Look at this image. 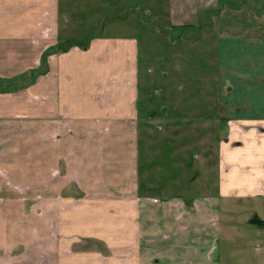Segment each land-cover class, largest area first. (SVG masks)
I'll return each mask as SVG.
<instances>
[{
	"label": "crops",
	"instance_id": "1",
	"mask_svg": "<svg viewBox=\"0 0 264 264\" xmlns=\"http://www.w3.org/2000/svg\"><path fill=\"white\" fill-rule=\"evenodd\" d=\"M145 1L156 25L167 21L204 54L211 75H230V104L214 107L226 137L240 124L263 127L246 128L234 147L220 141L213 190L264 197V36L239 44L264 15L239 23L243 15H226L230 0ZM140 2L119 0L117 10L140 15ZM108 16L126 27L128 16ZM98 17L61 11L60 0H0V264H221L217 195L155 193L141 179L138 41L84 39L106 29ZM226 35L232 46L217 51Z\"/></svg>",
	"mask_w": 264,
	"mask_h": 264
},
{
	"label": "rangeland",
	"instance_id": "2",
	"mask_svg": "<svg viewBox=\"0 0 264 264\" xmlns=\"http://www.w3.org/2000/svg\"><path fill=\"white\" fill-rule=\"evenodd\" d=\"M230 1V5L221 2V8L227 5L229 14L226 15H243L237 19L239 23H247L246 17L264 15V0ZM75 2L81 5L79 11L74 7ZM110 2L93 4L91 0H60V10L83 17L99 15L96 21L106 29H86L84 39L91 37L89 33L107 32V35H130L138 41L137 108L142 181L150 176L156 185L155 193L165 188L176 195L186 193L188 188L193 194L208 191L217 195L221 230L215 250L220 263L264 264V227L252 223L255 217L264 221V197L220 195L217 189L213 190L220 174V141L228 135L226 120L214 107L219 101L222 107L230 104L229 94L224 93L230 75H211L210 65L201 61L204 54L189 48L187 37H180V30L169 31L167 21H156L159 26L156 25L153 22L155 15L146 13L150 2L135 3L134 9L139 10L140 15L129 16L121 7L117 10L119 0ZM234 2L237 12L230 7ZM108 15L128 16L126 27L117 25L118 16L113 19ZM226 26L233 27L231 21H226ZM246 28L253 29L247 31L252 42L239 44L252 45L258 33L264 36V22L259 25L254 22ZM75 31L72 29V34ZM228 37L216 41L217 51L223 50V45L232 46ZM189 56L194 63L189 61ZM222 68L229 70L224 64Z\"/></svg>",
	"mask_w": 264,
	"mask_h": 264
},
{
	"label": "built area",
	"instance_id": "3",
	"mask_svg": "<svg viewBox=\"0 0 264 264\" xmlns=\"http://www.w3.org/2000/svg\"><path fill=\"white\" fill-rule=\"evenodd\" d=\"M251 128L253 131H255L256 134L260 133L261 130L263 129V127L260 125V124H253V125H239L238 128H237V131L235 134H232L231 135V132H230V135L229 137L227 138V144L229 146H235L236 144H238L240 141H242L244 138H243V135L245 134L246 132V128ZM230 138V139H229ZM222 161H223V157H221V154L219 153V162L220 164H222Z\"/></svg>",
	"mask_w": 264,
	"mask_h": 264
},
{
	"label": "water",
	"instance_id": "4",
	"mask_svg": "<svg viewBox=\"0 0 264 264\" xmlns=\"http://www.w3.org/2000/svg\"><path fill=\"white\" fill-rule=\"evenodd\" d=\"M252 222L255 223V224H258V225H260V226H262V227H264V221L259 220V219L256 218V217L252 220Z\"/></svg>",
	"mask_w": 264,
	"mask_h": 264
},
{
	"label": "flooded vegetation",
	"instance_id": "5",
	"mask_svg": "<svg viewBox=\"0 0 264 264\" xmlns=\"http://www.w3.org/2000/svg\"><path fill=\"white\" fill-rule=\"evenodd\" d=\"M227 138V137H226Z\"/></svg>",
	"mask_w": 264,
	"mask_h": 264
}]
</instances>
